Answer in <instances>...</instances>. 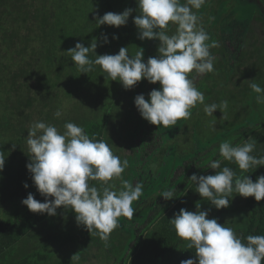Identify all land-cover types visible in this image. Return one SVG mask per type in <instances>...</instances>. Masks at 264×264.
Segmentation results:
<instances>
[{
	"label": "trees",
	"instance_id": "1",
	"mask_svg": "<svg viewBox=\"0 0 264 264\" xmlns=\"http://www.w3.org/2000/svg\"><path fill=\"white\" fill-rule=\"evenodd\" d=\"M52 1L58 7H50L51 0H0V153L5 157L4 168L0 172V264H50L54 257L51 247L57 236L63 234L64 238H68L62 229L68 221H64L63 217L71 219V208L60 206L55 216H49L33 213L21 203L29 192L37 200H44L26 167L31 155L26 143L30 128L27 124H31L28 121L38 116L37 121L55 124L58 130L62 129L61 132L65 131L66 122H72L83 127L90 138L104 140L107 144L111 140L106 138V130L108 119H114L112 112L115 107L97 105L98 108L91 116L83 118L75 112L74 107L67 113V118L60 111L63 100L60 101L61 95L54 88L63 86L62 90L71 91L80 82L104 74L99 65H93L88 73H81L65 52L77 42L89 46L92 37H96L95 34L99 31L96 25H78L72 20L68 21L75 11L67 8V5H77L79 0ZM203 7L207 15L210 9L205 7V3L201 8ZM198 10L194 9V12L200 13V26L206 30L210 22ZM174 30L176 26L169 23L167 33L170 35ZM239 40L236 45L244 46L245 36ZM159 43L158 39L145 40L142 46L144 60L154 56L149 53L158 49ZM116 50L111 49L110 41L102 42L97 44L96 53L90 52L88 55L94 60L96 54H114ZM209 76L210 73L199 75L195 70L189 74L195 86L209 80ZM112 83L107 85L111 87ZM216 91L211 89L208 95L213 96ZM234 93L233 95H241L240 92ZM117 103L118 99L109 104L114 106ZM119 108L121 112L117 120L124 117L122 104ZM58 110L61 112L60 117L55 116ZM259 128L264 130V123L239 127L230 142L241 145L249 136L255 135L254 141L258 145L263 144L260 150L257 148L251 154L258 158L264 157V132L257 134ZM137 138L143 139L139 147L135 144ZM132 139V154L136 161L141 162L143 169L168 143L159 126L148 121L139 127ZM223 141L225 140L219 139L212 142L196 155L185 158L175 166L168 185L153 194L155 203L140 211V215H147L143 221L134 224V233L119 222L116 228L119 245L112 246L113 251L120 253L117 264H180L181 260L194 258L195 249L187 248L189 241L180 238L169 221L181 208L196 211V205L200 204V210H210L208 218H217L218 223L225 224L224 220H219L220 216L236 211L232 203L241 195L233 193L228 207L216 209L196 192L197 186L189 178L193 173L198 176L206 175L209 170H213L208 167L210 162L217 159L221 161V169L227 166L235 173L240 170L238 165L219 155V145ZM172 143H177V140ZM136 147L140 148L139 151ZM137 165H134L135 170H138ZM261 175H264V166H252L240 178L249 176L255 181ZM153 177L156 178V175L153 174ZM25 183L28 184L27 188L24 187ZM96 183L97 181H90L93 186H97ZM167 190H172L175 197L165 200L160 194ZM241 198L239 208L245 216L233 221L230 226L246 242L248 235H264V199L256 201L251 196ZM67 241L63 246L67 245ZM62 250L63 247L58 252L61 253Z\"/></svg>",
	"mask_w": 264,
	"mask_h": 264
},
{
	"label": "clouds",
	"instance_id": "2",
	"mask_svg": "<svg viewBox=\"0 0 264 264\" xmlns=\"http://www.w3.org/2000/svg\"><path fill=\"white\" fill-rule=\"evenodd\" d=\"M138 15L133 23L138 29L140 40L158 39V55L144 60L142 48L130 52L121 47L117 54H101L89 58L97 48V38L89 46L77 42L69 48L67 55L81 73H88L93 65L101 66L113 81L121 82L125 89H131L142 79L149 83L159 82L160 87L152 89L146 99L144 94L134 98V104L142 118L163 128H170L181 119H189L191 109L197 103L203 104L205 97L199 91L189 74L195 70L199 75L214 71V57L210 37L203 27L198 26V15L192 9H200L206 0H136ZM132 8L123 12H106L96 16V24L120 27L126 25ZM169 23L176 26L169 35ZM113 35V39H117ZM103 43L108 36L102 34ZM215 46V44L211 45ZM250 88L257 94V103L264 104V87L251 83ZM228 102L205 105L206 115H213L219 109L224 113ZM56 117L61 116L58 110ZM226 119V116L224 117ZM61 132L55 125L43 121L31 124L26 143L30 152V162L26 165L31 179L44 197L43 202L29 192L21 203L33 213L55 216L57 208H71L78 226H83L90 235H98L107 242L110 234L119 226V217L131 219L136 212L132 206L143 195V184L135 185L121 180L117 190L109 182L121 178L128 167L127 159L121 161L114 155L104 140L90 138L84 128L72 122L64 124ZM255 143L245 142L233 145L225 140L219 145V155L247 171L252 166H264V157L251 153ZM5 157L0 153V172L3 171ZM214 174L193 173L189 178L196 184V192L206 198L216 209L226 208L231 203L233 193L242 197L264 199V175L253 181L249 176L240 178L230 167L221 169L220 160H212L208 166ZM90 181L102 182L98 188ZM27 188L28 184L25 183ZM165 200L174 196L172 190L160 194ZM196 211L185 208L174 213L169 219L176 234L189 241L187 248L195 249V257L181 260L180 264H262L264 262V235H248L245 240L231 228L220 224L217 218H208L210 210Z\"/></svg>",
	"mask_w": 264,
	"mask_h": 264
},
{
	"label": "rangeland",
	"instance_id": "3",
	"mask_svg": "<svg viewBox=\"0 0 264 264\" xmlns=\"http://www.w3.org/2000/svg\"><path fill=\"white\" fill-rule=\"evenodd\" d=\"M182 2L184 1L182 0ZM50 4L52 8L53 6L58 7V5H54L52 0ZM75 4L67 5L69 6L67 8L75 11V14L68 18V21L72 20L78 25L82 23L96 25L95 27L99 31L96 32V37H92L91 41L97 38V44H101L103 42L102 34H106L111 43V49H117L114 54H117L121 47H128L130 52H134L137 50L136 47L142 48L144 45L147 38L144 40L138 38V29L133 23V17L139 14L136 0H79L77 5ZM205 7L210 9L207 15H205L204 7L198 11L203 13L207 17V21L210 22L209 27L205 30L210 37L206 43L210 45V52L213 53L215 59L214 71L210 72L209 80H205L196 86L204 94V103H197L190 110L192 115L189 119H181L170 128L159 126L162 133L166 135L168 143L151 158L144 169L141 162L136 161L135 155L132 154L131 140H133L132 138L136 135L139 127L147 120L141 117L134 104V98L138 94H144L147 99V94L152 89L160 87L159 82L152 84L146 79H142L133 88L125 89L121 82L111 80L100 68L104 75H96L89 81L84 80L76 86L78 88L74 87L71 91L62 90L63 86L62 88L60 86L54 88V91L61 95L59 99L60 101L63 100V103L60 111L66 118L72 107L82 118L91 116L98 108L97 105L115 107L112 112L114 119H108L106 138H111L110 141L112 142H107L114 155L120 157L121 161L127 159L128 167L121 174V178H113L109 183L114 184L117 190L122 187L121 180H127L133 185L137 182L143 184V195L132 205L136 209L134 216L131 219L119 217L121 225L133 233L134 224L143 221L147 215L146 213L140 215V211L155 203L156 198L153 194L159 188L162 189L168 185L175 166L185 158L196 155L214 141L219 139L231 141L233 133L239 127L264 123V104L257 103V94L249 86L251 83H257L264 87V0H206ZM126 8L133 9L126 25L120 27L107 24L97 26V15L102 16L109 11L120 13ZM192 10L194 11V9ZM196 14L199 17L200 13L197 12ZM199 21H201L200 17L198 26H200ZM174 33L175 30L170 35ZM113 35L118 38L113 39ZM244 36L245 45L237 46L236 42H239V39ZM213 44L215 46H211ZM219 53L221 55H217ZM152 54L157 56L158 49L149 53V55ZM101 78L103 80H100ZM110 82H113L111 87L107 85ZM211 89L217 90L213 96L208 95V91ZM234 92H240L241 95ZM117 99L119 103L110 106V101ZM222 101L228 102V108L224 113L217 109L211 116L205 114V105L212 103L219 105ZM121 104L124 108L122 110L124 117L117 120L116 118L121 112V108H119ZM63 105L66 107L63 108ZM37 117L28 122L32 124L38 120ZM31 124L27 125L30 127ZM55 126L57 127V125ZM263 132L264 130L259 128L257 134L261 135ZM254 138L255 135H251L246 142L255 143L254 151L257 148L260 150L263 143L258 145ZM142 140L137 138L135 144L139 147ZM176 140L177 143H172ZM136 149L139 151L140 148L136 147ZM135 164H138V170H135ZM243 172L244 170L240 169L236 171V175L240 177ZM214 173L215 170L213 169L209 170L206 175ZM153 174L156 175V178L153 177ZM96 184V187L100 188L102 182L97 181ZM241 200L242 198L239 196L232 203L236 211L220 216L219 220H224L225 227H231L230 223L245 216L239 208ZM71 213V219L63 217L64 221H68L62 228L68 238H64L63 234L57 236V240L51 247L54 257L50 264H117L120 253L118 254L116 250L113 251L112 246L119 245L117 244L118 229L113 230L108 241L105 242L98 235H90L83 226H78L75 220L76 214L73 210ZM66 240L68 243L63 246ZM62 247V252H58Z\"/></svg>",
	"mask_w": 264,
	"mask_h": 264
}]
</instances>
